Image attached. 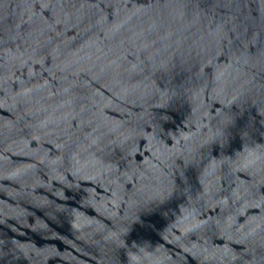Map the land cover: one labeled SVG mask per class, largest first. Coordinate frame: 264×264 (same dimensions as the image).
<instances>
[{"label": "water", "instance_id": "1", "mask_svg": "<svg viewBox=\"0 0 264 264\" xmlns=\"http://www.w3.org/2000/svg\"><path fill=\"white\" fill-rule=\"evenodd\" d=\"M0 264H264V0H0Z\"/></svg>", "mask_w": 264, "mask_h": 264}]
</instances>
